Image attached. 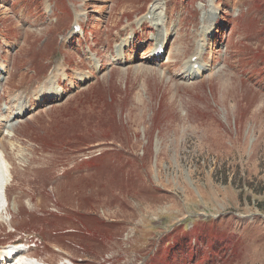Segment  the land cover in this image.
I'll return each mask as SVG.
<instances>
[{"label": "rangeland", "instance_id": "1", "mask_svg": "<svg viewBox=\"0 0 264 264\" xmlns=\"http://www.w3.org/2000/svg\"><path fill=\"white\" fill-rule=\"evenodd\" d=\"M60 1L0 0V249L40 241L24 248L38 264H264V0H63L70 16L52 21ZM76 23L85 37L65 50ZM91 51L100 72L82 83ZM191 60L202 75L183 79ZM47 67L67 71L64 96L11 118ZM173 243L194 247L181 258Z\"/></svg>", "mask_w": 264, "mask_h": 264}, {"label": "bare ground", "instance_id": "2", "mask_svg": "<svg viewBox=\"0 0 264 264\" xmlns=\"http://www.w3.org/2000/svg\"><path fill=\"white\" fill-rule=\"evenodd\" d=\"M157 11L153 8L152 9V14H156ZM147 17V15H146ZM159 33V31H158ZM155 43H156V46L155 48H157V46H161L162 48L164 47L165 48V44H167V41H165V39L162 37V36H156L155 38ZM154 48V50H155ZM154 50H153V53H154ZM166 52V50L164 51V53ZM153 56H155L153 54ZM205 59V58H203ZM197 64V62H192L190 64H188L186 66V76L183 77V79L185 78H190L192 75H194L195 73H198L200 74V70H195L194 69V66ZM164 73L166 72V70H163ZM56 74H54L53 76H55ZM52 76H49L47 78V81L48 82H52L54 80V77ZM61 94H64V92L61 91H50L47 93V97H52L54 95H61ZM39 100H36V102H39ZM26 111H23L21 112L20 114H15V115H12L11 118L15 119L16 117L18 118V116H21L25 113ZM12 127V126H11ZM12 134V132H9ZM10 134V135H11ZM10 137V136H9ZM12 138V137H11ZM11 140H9L10 142ZM4 141L1 140L0 141V214H1V211L4 209L8 199H7V189H8V185H9V178H11V172H10V163L9 161L7 160V154L6 152H8V149L5 148V145L3 143ZM11 144V143H10ZM13 147V146H12ZM4 253L0 252V263L1 262H6L4 264H8L7 260L9 259V257L7 258V256L4 257ZM30 260L32 259H29V258H24V257H18L17 260H16V263L14 264H38L39 262H36V263H32ZM9 264H12V263H9Z\"/></svg>", "mask_w": 264, "mask_h": 264}, {"label": "trees", "instance_id": "3", "mask_svg": "<svg viewBox=\"0 0 264 264\" xmlns=\"http://www.w3.org/2000/svg\"><path fill=\"white\" fill-rule=\"evenodd\" d=\"M186 248V246L184 245V249Z\"/></svg>", "mask_w": 264, "mask_h": 264}]
</instances>
